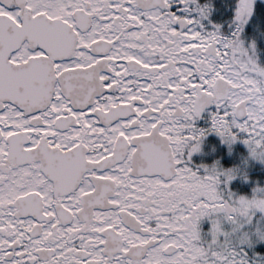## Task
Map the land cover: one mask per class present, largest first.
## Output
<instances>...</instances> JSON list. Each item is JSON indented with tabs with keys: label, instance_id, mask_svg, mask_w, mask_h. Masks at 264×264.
Returning <instances> with one entry per match:
<instances>
[{
	"label": "flooded vegetation",
	"instance_id": "1",
	"mask_svg": "<svg viewBox=\"0 0 264 264\" xmlns=\"http://www.w3.org/2000/svg\"><path fill=\"white\" fill-rule=\"evenodd\" d=\"M217 33L200 0H0V90L18 98L0 92V264L205 261L182 241L195 209L174 217L204 197L224 225L245 197L224 184L239 155L189 136L216 99L180 75L217 66ZM185 169L221 171L218 193Z\"/></svg>",
	"mask_w": 264,
	"mask_h": 264
},
{
	"label": "rangeland",
	"instance_id": "2",
	"mask_svg": "<svg viewBox=\"0 0 264 264\" xmlns=\"http://www.w3.org/2000/svg\"><path fill=\"white\" fill-rule=\"evenodd\" d=\"M256 2L264 4V0L237 1L235 10L245 8V23L251 17ZM223 28L217 24L219 50L217 66L212 65L209 73L205 69L197 71L195 82L188 79L193 74L188 69L180 75V79L185 80V86L194 83L202 92L216 99L214 108L204 111L205 118L201 122V129L192 131L189 136L198 139L213 135L216 137V145L224 146L223 148L229 151L227 154L237 153L239 156L240 153L243 154L244 157L239 161L243 166L245 159L257 165H264V66L256 55H252V48L250 44L245 43L244 36L240 38L234 33V37L237 38L227 37ZM216 78L222 79L231 88L227 90L226 85V93L215 90ZM191 94L185 91L188 104H191L194 96ZM244 101L245 117L238 119L235 116V108ZM190 173L192 172L188 169L179 173L178 179L182 180L185 188L196 193L206 189L218 193L215 186L207 187L209 183L205 185V182L207 179L219 184L221 171L210 173L205 179L200 175L193 180L189 177ZM233 181L234 178H229L228 174L224 184L228 186ZM252 192V195H245L232 203L236 214L229 217L224 225L216 219L218 216L211 209L214 203L204 197L186 202L187 207L179 210L174 217V224L171 225L178 226L179 218L188 219L192 215L188 206L195 209L193 226L196 230H190L189 233L187 231L182 239L189 251L186 255L187 261L202 256L205 261L199 264H264V256L255 252L258 248L264 249V186L255 188ZM186 225L187 223L182 224L183 227ZM208 252L215 255V262L211 261L214 256H207Z\"/></svg>",
	"mask_w": 264,
	"mask_h": 264
},
{
	"label": "trees",
	"instance_id": "3",
	"mask_svg": "<svg viewBox=\"0 0 264 264\" xmlns=\"http://www.w3.org/2000/svg\"><path fill=\"white\" fill-rule=\"evenodd\" d=\"M200 1L202 3L208 2L215 8L217 24L224 27L227 37H234V33H237L240 38L245 37V43L250 44L252 48V55H256L258 61L264 66V4L256 2L251 17L245 23V20H241L237 15L239 12L235 10L238 0ZM234 38H237V36ZM239 157L241 160L244 156L240 153ZM239 161L234 159L229 167L228 165L224 166L225 168L228 167V170L234 176L233 191L239 190V193H242V181L245 179V195L250 196L255 188L264 186V165H257L245 159V165L243 166ZM238 184H240L239 188H237ZM255 252L264 256V249L258 248Z\"/></svg>",
	"mask_w": 264,
	"mask_h": 264
},
{
	"label": "water",
	"instance_id": "4",
	"mask_svg": "<svg viewBox=\"0 0 264 264\" xmlns=\"http://www.w3.org/2000/svg\"><path fill=\"white\" fill-rule=\"evenodd\" d=\"M216 89L223 93L225 92V89H226V85L225 83L222 81V80H218L217 83H216ZM0 92L2 93H5V97L2 96L1 99L3 100H6L8 99L9 100V96H11L12 98L11 99H18L16 96H13V95H10V94H7V92L3 91V90H0ZM245 105H246V102H241L239 105L236 106L235 108V116L238 118V119H243L245 117ZM232 208L231 207H227L226 211L227 213H230L232 212Z\"/></svg>",
	"mask_w": 264,
	"mask_h": 264
}]
</instances>
